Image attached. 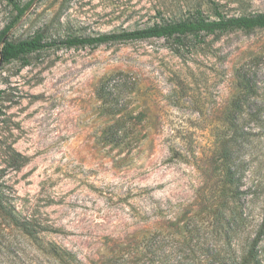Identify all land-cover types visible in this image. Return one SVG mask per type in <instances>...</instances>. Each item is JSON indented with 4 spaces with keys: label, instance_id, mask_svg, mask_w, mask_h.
Masks as SVG:
<instances>
[{
    "label": "rangeland",
    "instance_id": "374dc122",
    "mask_svg": "<svg viewBox=\"0 0 264 264\" xmlns=\"http://www.w3.org/2000/svg\"><path fill=\"white\" fill-rule=\"evenodd\" d=\"M30 7L7 34L44 42L143 29L190 0H14ZM208 12H264V0H193ZM180 7V8H179ZM0 0V31L13 17ZM97 47L57 44L0 63V190L40 236L98 264L165 237L169 264L246 251L264 205V139L222 156L236 73L250 69L264 107V29ZM111 94V95H110ZM250 106H255L250 104ZM264 130V128L260 129ZM0 214V257L42 255ZM227 226L232 230H228ZM264 264V234L258 244ZM168 249V250H167Z\"/></svg>",
    "mask_w": 264,
    "mask_h": 264
},
{
    "label": "trees",
    "instance_id": "16d2710c",
    "mask_svg": "<svg viewBox=\"0 0 264 264\" xmlns=\"http://www.w3.org/2000/svg\"><path fill=\"white\" fill-rule=\"evenodd\" d=\"M9 2L15 14L0 31V63L2 64H8L28 54L54 47L57 44L67 48L97 47L113 42L163 39L171 41L176 46L172 50L178 53L185 46L189 37H198L200 34L214 35L233 31L250 32L255 29H264V12L228 16L221 12L217 4L209 1L208 12L205 13L200 3L190 0V2H184L182 8L186 12L184 16L175 20L155 23L143 29L123 30L117 33L99 34L84 38L67 37L59 42H44L39 34L23 40L10 41L7 34L19 23L31 2L23 5L14 0H9ZM236 79L238 90L231 100V108L227 114L231 136L228 141L222 144V156L224 158L230 155L232 147L234 150H239L243 144L252 142L255 138L264 139V130H260L264 128V107H257L254 104L255 98L258 97V87L253 80V74L250 69H240L236 73ZM250 104L255 106H250ZM0 214L3 215L2 218L10 227L23 234L42 255V260L35 264H84V257H80L77 251H70L53 241L44 240L40 236L42 229L40 230L36 221L27 217H17L15 210L8 204V200L1 190ZM262 217L259 230L248 244L246 251L237 255L231 246H229L231 250L228 251V254H220L216 250L213 255L208 257L210 263L207 264H259L258 244L264 234V205ZM227 228L229 231L232 230L229 226ZM165 238L168 237L160 234L151 235L147 239L146 248L142 251L124 248L110 252L105 258L95 262L98 264H169ZM11 258L12 264H31L26 261L27 257L23 255L14 253ZM3 260L4 258L0 257V264H3Z\"/></svg>",
    "mask_w": 264,
    "mask_h": 264
}]
</instances>
